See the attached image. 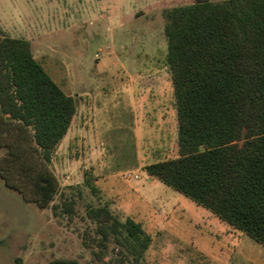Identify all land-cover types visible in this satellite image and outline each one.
Returning a JSON list of instances; mask_svg holds the SVG:
<instances>
[{
	"label": "rangeland",
	"instance_id": "374dc122",
	"mask_svg": "<svg viewBox=\"0 0 264 264\" xmlns=\"http://www.w3.org/2000/svg\"><path fill=\"white\" fill-rule=\"evenodd\" d=\"M193 1L0 0V36L29 40L33 56L76 101L47 164L58 184L48 205L24 201L0 176V264L56 257L105 264L115 243L101 260L95 244L83 243L95 225L86 207L102 204L150 235L142 264H264L263 245L143 169L177 154L161 11ZM30 134L0 117V145L32 152ZM71 194L74 214L54 215L51 205Z\"/></svg>",
	"mask_w": 264,
	"mask_h": 264
},
{
	"label": "trees",
	"instance_id": "16d2710c",
	"mask_svg": "<svg viewBox=\"0 0 264 264\" xmlns=\"http://www.w3.org/2000/svg\"><path fill=\"white\" fill-rule=\"evenodd\" d=\"M161 15L177 154L143 169L264 246V0H194ZM75 112V98L33 56L29 40L1 34L0 117L31 132L33 151L0 145V176L24 201L53 200L58 184L47 164ZM74 204L64 196L52 213L71 217ZM86 216L94 236L83 243L95 244L98 260L113 242L117 253L105 264H142L151 237L139 222L118 219L106 204L87 205Z\"/></svg>",
	"mask_w": 264,
	"mask_h": 264
},
{
	"label": "built area",
	"instance_id": "2783aa9c",
	"mask_svg": "<svg viewBox=\"0 0 264 264\" xmlns=\"http://www.w3.org/2000/svg\"><path fill=\"white\" fill-rule=\"evenodd\" d=\"M127 177H131V175L130 174H127ZM134 178H137V176L135 175V176H133Z\"/></svg>",
	"mask_w": 264,
	"mask_h": 264
}]
</instances>
